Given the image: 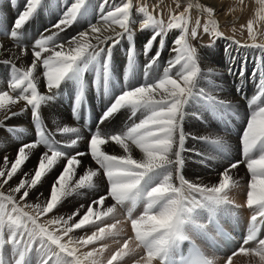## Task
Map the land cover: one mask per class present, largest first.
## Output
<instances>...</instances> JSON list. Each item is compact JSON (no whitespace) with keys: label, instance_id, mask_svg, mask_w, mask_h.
Segmentation results:
<instances>
[{"label":"snow or ice","instance_id":"snow-or-ice-1","mask_svg":"<svg viewBox=\"0 0 264 264\" xmlns=\"http://www.w3.org/2000/svg\"><path fill=\"white\" fill-rule=\"evenodd\" d=\"M10 3L15 6L17 0ZM258 3V19L264 20V0ZM47 7L46 0H24L11 29L0 33L16 42L21 55L30 51L32 57L27 68L17 66L12 57L18 60L19 55L0 43L3 52L11 53L0 61L10 71L7 89L0 90V128L17 131L5 122L29 112L35 130L34 139L18 145L14 156L0 155V264H126V258L134 256L138 257L134 264H216L196 246L193 237L215 243L211 235L215 231L231 239L220 229L217 217L220 213L235 217L232 209L242 207L230 198L232 190L240 186L234 170L241 164L249 176L243 206L252 214L242 243L224 264H233L236 256L249 258L248 264H264V44L256 43L259 30L255 21L249 20L246 26L252 43L241 44L224 35L214 7L199 0H187L186 6L177 0L175 9L180 10L170 11L167 20L162 11L156 12L155 7L150 11L147 4L136 7L133 0H102L96 22L89 20L84 31L67 37L63 34L89 16L93 5L90 0H63L59 19L41 32L29 49L22 44L24 30ZM194 9L199 16L193 21ZM173 31L178 35L168 48L170 58L161 75L151 76ZM137 32L150 33L143 45L147 59L144 80L139 84L126 82L119 94L111 97L113 49L128 41L130 73L138 55L134 43ZM204 35L210 38L209 43H201L205 48L215 47L219 40L228 42L223 49L227 72L241 85L246 82L247 67L242 61L238 70L233 69L237 62L233 52L245 48L260 52L259 66L252 72L256 92L248 101L249 113L239 137L240 158L229 161L214 184L193 183L184 175L186 153L201 157L202 164L216 158L196 147H186L189 140L211 145L221 154L229 151L227 142L212 132L199 135L185 130L186 117L202 119L188 109L198 105L218 118L235 114L231 102L219 98L222 88L212 79L219 70L209 67L205 71L201 67L203 58L191 43L202 42ZM41 68L42 73L38 71ZM90 68L96 73L97 93L103 89V95L111 97L95 130L89 129L86 137L78 127L56 124L54 130L49 128L42 109L61 96L62 85L75 86L71 105L74 119L87 108L84 75ZM41 77L44 92L38 87ZM202 81H207L209 89L201 87ZM242 91L238 85L236 92ZM122 111L129 113L124 126L107 131ZM82 141L86 150H80ZM110 145L118 146L123 154H110L105 147ZM134 149L139 150V158ZM33 156L35 167L25 171ZM85 157L96 167L86 165ZM57 168L61 170L52 180L48 196L39 192L38 202H30L33 190ZM18 175L19 181L10 183ZM104 179L106 192L97 196L92 191L96 198L80 203L69 214H60L70 197L89 193ZM109 199L110 206L106 203ZM140 204L144 206L142 214L133 217ZM120 209L127 211L124 220L118 218ZM124 224H130V233L120 227ZM78 230L80 234L74 236ZM106 241L116 245L110 253ZM186 241L191 247L184 255L181 246ZM89 246L90 250L83 251ZM105 253L109 255L105 257Z\"/></svg>","mask_w":264,"mask_h":264},{"label":"bare ground","instance_id":"bare-ground-1","mask_svg":"<svg viewBox=\"0 0 264 264\" xmlns=\"http://www.w3.org/2000/svg\"><path fill=\"white\" fill-rule=\"evenodd\" d=\"M141 2L142 4H147L150 8L151 5L157 3V0H133L134 2ZM170 1V0H169ZM93 5L92 12L87 17H82L77 24L73 25L71 29L67 31V33L63 34L67 37H71L80 31H84L91 20L93 23L96 22V13L98 11V5L102 2V0H90ZM114 3H119L120 0H112ZM166 2V1H165ZM168 2V1H167ZM181 3H187V0H179ZM195 2V0H194ZM200 3H204L206 5L213 6L217 16L215 19L219 22L221 26V30L224 32V35L227 37L232 36L228 35L224 30V24L227 22H233L234 17L231 19H227L226 13L223 12L225 8L224 2L221 0H199ZM48 7L43 9L39 12V14L26 26L24 30V38L22 44L30 49L32 42L36 37L39 36L41 32H43L46 28H49L53 23L59 19L60 13L63 10V0H46ZM24 0H17L15 6L10 3V0H0V33L4 32L5 30H10L14 20L16 19L19 11L23 7ZM178 10V9H177ZM195 10V9H194ZM198 15V14H197ZM194 16V15H193ZM229 20V21H228ZM149 32H138L134 37V43L138 52L136 58V64L131 69L129 73V69L127 67L128 61L126 56L128 41L124 40L118 45L116 48L113 49L112 53V60H111V81H110V90L109 95L114 97L118 95L121 88L125 85V83L129 84H139L142 83L144 80V72H145V65L147 63V59L143 55V45L149 39ZM178 35L177 32H173L169 34V37L166 39L165 48L161 53L160 60L158 65L154 67V69L150 72L151 76H159L162 74L164 67L166 66L167 60L169 57L168 48L171 47V42ZM236 39V38H234ZM237 40V39H236ZM239 41V40H238ZM0 43L4 44L6 47L12 48L13 52L19 55V59H14V62L17 66L27 68L31 62V53L28 52L27 55H21L20 49L16 47V42L12 41L10 38L0 35ZM227 41L219 40L218 44L216 45L215 49L212 51H204L200 50L198 53L203 58L201 61V67L207 71L209 67H214L219 70V74L212 77L215 81V84L222 88V91L218 93L219 98L225 99L233 105L235 114L232 116L226 117H215L211 113L207 111H203L198 105H193L191 108L188 109L190 112H197L201 115L202 119L197 120L193 116H188L185 119V130L191 132L193 134L199 135H206L208 132H212L215 135L222 137L227 144L229 145V157L227 161L224 162L227 164L229 161H235L236 159L240 158L239 155V137L240 134L245 126L249 108H248V101L256 92L255 83L256 78L252 76L253 69L258 68L259 66V59H260V52L258 49H242L240 51H234L233 55L236 57V64L233 65L234 70H238L240 62H245L247 67L246 72V82L241 85V82L238 81L236 76L229 75L227 72L228 61L223 52V49L227 45ZM241 44H250L240 41ZM194 45V44H193ZM199 46V45H198ZM202 47V46H201ZM235 47V46H233ZM200 48V47H199ZM201 49V48H200ZM155 51V48H154ZM0 61L4 59H8L11 56V53H5L2 49H0ZM42 73V68L38 70ZM127 77V81H126ZM10 78V71L9 68L0 64V90L7 89V80ZM85 83L87 85L86 89V104L87 108L82 110L79 113L78 119L73 118L72 114V103L74 100L75 95V86L72 83H67L62 85V94L61 96L54 102H51L49 105L45 106L42 109V116L44 118V122L49 128L55 129L56 124L61 126L68 125L70 127H78L81 129V132L86 137L90 135L88 131H86L87 127H91V130H95L96 122L99 120L105 106L110 102L111 97H105L103 95V89H101L100 94L97 93L95 87V79L96 73L93 69H89L84 75ZM240 85L242 87V94L236 92L237 86ZM40 90L42 92L45 91L43 85V78L41 77V81L38 84ZM201 87L209 89V85L207 81L201 82ZM23 103V102H21ZM17 111L19 108L17 107ZM88 112L91 114V120L88 119L87 115ZM2 115V114H0ZM129 113L127 111H122L119 113L111 122L110 128L107 129L109 132H115L120 130L125 122L127 121ZM211 115V116H210ZM217 120V121H216ZM79 121V122H77ZM7 125H11L17 128V131H13L9 129V132L6 128H0V155H9L10 158L15 155L16 148L18 145L30 142L35 137V130L34 125L30 118V113L25 112L22 115H18L13 117L10 121L5 122ZM103 127V126H101ZM242 127V128H241ZM23 130V131H19ZM57 139H64L62 137L57 136ZM106 150L110 154L122 155L123 150L120 149L116 145L105 146ZM186 147H196L197 150L203 152L205 155H212L214 157L219 156V152L213 146L205 144L203 142H194L189 140L186 144ZM80 150H86L85 142H81ZM134 155L139 158L141 155L138 149H134ZM186 163L185 167L189 166L193 168L195 171L193 174L191 172L184 170L186 172V179L193 182V183H204V184H214L218 181V173L223 170L224 167H216L215 164L212 162L209 163L212 168L204 169L200 166L201 157L195 156L193 153L189 152L186 153ZM85 164L91 167H96L94 162L90 160V158L85 157ZM223 162V161H222ZM191 163H194L193 166ZM36 165V156L30 160V162L26 165L25 171L34 168ZM239 169L240 175L246 174L247 169L246 167L241 164ZM61 169L57 168L49 177L46 178V182L38 187V189L33 190L30 194V202L36 203L37 195L39 192L43 193L44 197H47L51 188L52 180L56 175L59 174ZM238 174V173H237ZM193 175V176H190ZM238 177V176H237ZM236 177V178H237ZM242 178V176L240 177ZM19 175L13 179L10 183L15 185L19 181ZM243 179V178H242ZM107 190V182L106 179L101 180L99 182V186L94 189L90 190L89 193L80 196V197H70L67 201L64 202L63 206L60 208V214H69L74 211L77 207H79L80 203L87 204L90 202L91 199L96 198L95 196L91 195V192L94 191L97 196L103 194ZM232 193V192H231ZM233 195V194H231ZM230 195V196H231ZM238 196L236 199L232 200L235 204L242 205L240 208H233L232 211L236 212V216L233 217L227 213H220L217 217L218 222L222 224L225 228L232 230L235 223H238L243 231L246 233L250 217H251V210L247 209L245 205L246 196L241 192L238 191L236 193ZM233 197V196H232ZM231 198V197H230ZM43 199V197H41ZM109 206L112 201L106 202ZM119 215V213H118ZM120 216V215H119ZM206 216V214H205ZM124 219V218H121ZM127 225V224H125ZM123 228L130 225H127ZM130 230V229H129ZM128 233V231H127ZM130 233V231H129ZM80 231L73 233V235H79ZM215 231L211 232V235L214 236ZM262 235H264V226H262ZM194 242L200 246L209 258H212L216 261V264H224V260L228 255H231L226 250L221 253L218 250H212L208 246V240L206 238H197L193 237ZM109 242V241H107ZM110 244V243H109ZM116 246V245H115ZM92 246L89 248L83 249V251L90 250ZM238 246H236L237 248ZM114 249V244H110L109 253ZM109 253H105V257L109 255ZM138 257H129L126 258V264H134L135 259ZM249 258L244 256H236L233 258V264H248Z\"/></svg>","mask_w":264,"mask_h":264},{"label":"rangeland","instance_id":"rangeland-1","mask_svg":"<svg viewBox=\"0 0 264 264\" xmlns=\"http://www.w3.org/2000/svg\"><path fill=\"white\" fill-rule=\"evenodd\" d=\"M221 1L224 2V4H225L224 5L225 8L223 9V12L225 11L224 13H226L227 19H231L232 17H234V18H232L233 19L232 23L231 22H227V24L226 23L224 24L225 32L228 35L232 36L233 38H236L239 41H243V42H246V43L250 42V44H251L252 41L247 35L246 26H247V23H248L249 20H253V21H255V25L254 26L259 30V34L257 35L256 43L257 44H264V20H259L258 16H257V13L259 12V10L261 8V5L258 3V0H244L243 4L240 3V0H221ZM156 2L157 3H154V5L150 6L149 10L151 11L153 9V7H155L156 8V12H161L162 11L164 13L165 20H167L168 13L175 9V4L177 3V0H170V1L169 0H157ZM141 4L142 3L139 2V1L134 2V6H136V7L140 6ZM182 4H184L186 6V3H182ZM175 10L179 11L180 9H178V10L175 9ZM192 15H194L193 16V21H194L199 16V13L196 10H193V14ZM215 16H217V14ZM173 32H175V31H173ZM209 42H210V38L207 35L203 36L202 42L191 41V43L194 44V46L197 47L198 51H200V50L212 51L213 49H215L216 46L213 47V48L201 47V43L207 44ZM217 44H218V41H217ZM226 116H230L231 117L232 114H227L226 113L222 117H226ZM30 118H31V116H30ZM77 122H79V121H77ZM228 157H229V154L227 152L222 153V154L219 153V156L217 158H215L213 160H210L208 162H212L213 164L216 165V167H218V166L226 167V163L224 161L225 160L227 161ZM191 164L193 166H195L194 163H191ZM217 164H218V166H217ZM200 166L202 168H204V169H207V170H208V168H212V166L209 163L200 164ZM184 170H187L188 172L190 171L191 174H193L195 172L193 170V168H190L189 166L188 167L186 166L184 168ZM240 171H241V169L234 170V178L240 181V186L237 187V188H234L232 190V193H230V195L233 194V195L230 196L231 199L233 198V200L238 197V196H236V193L238 191H241L246 196V186H247V182H248L249 176H248L247 173L246 174L242 173L240 175ZM184 175H185V178H186V176H187L186 172H184ZM190 176H193V175H190ZM241 176H242L243 179L240 178ZM98 186H99V183H98ZM143 207H144L143 204H140V206H137L135 208V210L132 212L133 217L142 214ZM119 215H118V218L126 219V217H127L126 209H120L119 210ZM124 219H122V220H124ZM124 225H121L120 227L123 228ZM127 225H130V224H127ZM127 225H125V226H127ZM129 229H130V226H127V229H126V227L124 228L126 233H127V231L129 233V231H130ZM105 243L112 244L110 241L109 242L106 241ZM115 247L116 246L114 244V248Z\"/></svg>","mask_w":264,"mask_h":264}]
</instances>
